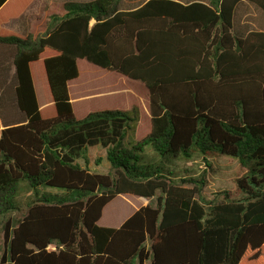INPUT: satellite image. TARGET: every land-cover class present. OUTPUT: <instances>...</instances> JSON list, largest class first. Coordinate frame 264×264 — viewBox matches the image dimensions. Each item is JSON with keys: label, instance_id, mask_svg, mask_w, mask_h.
I'll return each mask as SVG.
<instances>
[{"label": "trees", "instance_id": "obj_1", "mask_svg": "<svg viewBox=\"0 0 264 264\" xmlns=\"http://www.w3.org/2000/svg\"><path fill=\"white\" fill-rule=\"evenodd\" d=\"M121 1L52 2L25 36L0 27L24 119L0 128V264H264V31L239 37L232 22L238 3L264 11V0ZM29 2L0 0V24ZM35 65L50 93L41 108ZM103 96L119 106L76 114L75 103ZM95 146L107 173L79 162ZM145 146L169 159L236 158L247 168L239 196L206 199L204 178L142 164ZM20 182L35 198L14 218ZM123 194L149 202L99 225Z\"/></svg>", "mask_w": 264, "mask_h": 264}, {"label": "rangeland", "instance_id": "obj_2", "mask_svg": "<svg viewBox=\"0 0 264 264\" xmlns=\"http://www.w3.org/2000/svg\"><path fill=\"white\" fill-rule=\"evenodd\" d=\"M48 0H36L30 10H28L22 17V21H27L32 17L39 15L41 12L42 2ZM56 2H88L91 0H49ZM146 0H122L119 8L120 10H131ZM181 3L188 2H203L208 3L209 0H178ZM27 17V18H26ZM234 23L238 21V13L233 15ZM19 23L15 22L9 24L7 28L18 35H24L19 27ZM238 34V33H237ZM85 62V61H84ZM83 63V62H82ZM88 64V63H87ZM91 69V73L97 78L100 84L106 85V81L103 78L104 70L96 68L92 65H88ZM6 83H2L0 87V109L1 120L4 113L8 116H12L13 108L17 109L14 101V91L12 89V78L7 77ZM10 78V79H9ZM35 82L38 89L40 103H45L48 98L50 99L49 89L47 82H42L35 72ZM45 79V78H44ZM46 80V79H45ZM4 82V81H2ZM105 83V84H104ZM89 88V85L86 86ZM75 111L77 115H82L89 108H112L119 106L118 102L113 97L103 96L100 98L85 100L80 103H75ZM4 111V112H3ZM18 111V109H17ZM134 124H130L124 137V145L130 147L134 143L133 136ZM88 163H84L82 160L79 162L82 165H86L92 172L95 173H107L109 164L105 158V150L100 146L90 147L87 150ZM142 164H154L165 171L173 172L176 178L192 177L196 179H205V185L202 188V196L206 199H213L217 196L222 197L223 191H228L232 197H238L239 191L236 186V179L244 174L247 170L242 166L236 158L222 155L212 154L203 158L200 153H194L192 158H185L179 156L176 159H169L162 157L158 153L152 151L148 146H145L143 152L140 153ZM98 160V163L96 162ZM54 189L46 188L44 191H53ZM30 192L26 190V186L23 182L18 185V195L16 197V205L20 208L19 211H14L11 215L14 218H19L22 210L26 207L27 203L35 198V196H29ZM149 201L144 197H138L130 194H123L116 196L111 200L103 209L102 216L98 221L101 226L117 227L119 223L127 218L135 209L140 205H146ZM156 200H151L152 204H155ZM50 249H53L50 246ZM3 252V233L0 227V255Z\"/></svg>", "mask_w": 264, "mask_h": 264}, {"label": "crops", "instance_id": "obj_3", "mask_svg": "<svg viewBox=\"0 0 264 264\" xmlns=\"http://www.w3.org/2000/svg\"><path fill=\"white\" fill-rule=\"evenodd\" d=\"M175 1H178V0H175ZM35 2H36V0H30V2L21 11L20 14H18L17 16L8 18L7 21L0 24V27L9 31V32L14 33L13 31L9 30L7 28V26L9 24L18 22L20 25L19 27H21V31L24 33L23 36H25L27 34L29 27H30L31 23L33 22V20L41 18L43 16L45 6L47 4H50V3L56 2V1H49L48 0V1L42 2L41 12L39 15H36L27 21H22L21 19L24 16V14L28 10L31 9V7L33 6V4ZM56 3H64V2H56ZM235 13H238V21H236L234 23V19H233L232 22H233V32L237 36L243 37L249 31H253V30L254 31H264V11L260 10L254 4L246 2V1L240 2L234 8L233 15ZM14 34H16V33H14ZM20 36H22V35H20ZM11 53H12V51L9 48L4 47V46H0V82L6 81L8 79L7 77H11L13 72H14V68L12 67L11 61H10ZM8 67H9V71L4 70V68H8ZM35 69H36L37 75L40 78V80L42 82H45L46 80L44 79L45 76H44L43 71L38 68V65H35ZM35 80H36V78H35V73H34V87H35V91H36V95H37L38 105L41 108V107L45 106L46 104L50 103V99L48 98V100L45 103H40L38 89L36 87ZM0 113H1V109H0ZM23 120L24 119L22 117V114L19 111H17V109L13 108L12 116H8L4 113V115L2 116V120H1V114H0V128L2 129L8 125L16 124V122L22 123Z\"/></svg>", "mask_w": 264, "mask_h": 264}]
</instances>
